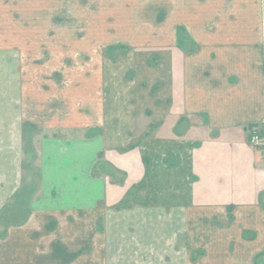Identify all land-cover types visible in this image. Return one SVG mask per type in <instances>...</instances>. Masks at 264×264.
I'll list each match as a JSON object with an SVG mask.
<instances>
[{
	"label": "crops",
	"instance_id": "0c3cea01",
	"mask_svg": "<svg viewBox=\"0 0 264 264\" xmlns=\"http://www.w3.org/2000/svg\"><path fill=\"white\" fill-rule=\"evenodd\" d=\"M1 8L0 264H264V0Z\"/></svg>",
	"mask_w": 264,
	"mask_h": 264
},
{
	"label": "rangeland",
	"instance_id": "374dc122",
	"mask_svg": "<svg viewBox=\"0 0 264 264\" xmlns=\"http://www.w3.org/2000/svg\"><path fill=\"white\" fill-rule=\"evenodd\" d=\"M2 7V8H1ZM0 8L2 9V10H4V11H6L7 12V0H0ZM263 23H264V21H263ZM7 33V32H6ZM7 46V45H6ZM121 50L120 49H118V50H116V52H120ZM8 63L5 61V62H2V66H1V74L3 75V77L2 78H4V80L7 82V79H8ZM36 133V134H35ZM38 132H32V134L31 135H33V139H37L36 138V136H38V134H37ZM248 134H249V137H251V143L252 144H255V146L256 147H258V152L259 153H263V150H264V131H261V129H258V130H252V131H248ZM255 134H257V136H258V140H256V141H253L252 140V137L255 135ZM30 143V142H29ZM32 145H33V149H31L30 150V148H28V152H27V154H28V157H26V159H27V163H29L28 162V160H32V164L30 165V166H32L31 168H30V172H29V169H27V170H25L24 169V173H23V179H26V177L28 178V179H36V175H37V171H36V168H35V166H34V162H33V158H35V142L34 141H32ZM28 147H29V144H28ZM30 150V151H29ZM25 159V160H26ZM25 162V161H24ZM30 164V163H29Z\"/></svg>",
	"mask_w": 264,
	"mask_h": 264
},
{
	"label": "built area",
	"instance_id": "2783aa9c",
	"mask_svg": "<svg viewBox=\"0 0 264 264\" xmlns=\"http://www.w3.org/2000/svg\"><path fill=\"white\" fill-rule=\"evenodd\" d=\"M259 138H258V136H257V134H255L253 137H252V140L253 141H256V140H258Z\"/></svg>",
	"mask_w": 264,
	"mask_h": 264
}]
</instances>
